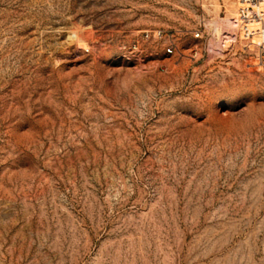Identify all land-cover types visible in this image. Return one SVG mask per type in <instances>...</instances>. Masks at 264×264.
<instances>
[{"label": "rangeland", "instance_id": "obj_1", "mask_svg": "<svg viewBox=\"0 0 264 264\" xmlns=\"http://www.w3.org/2000/svg\"><path fill=\"white\" fill-rule=\"evenodd\" d=\"M254 8L0 0V264H264Z\"/></svg>", "mask_w": 264, "mask_h": 264}, {"label": "bare ground", "instance_id": "obj_2", "mask_svg": "<svg viewBox=\"0 0 264 264\" xmlns=\"http://www.w3.org/2000/svg\"><path fill=\"white\" fill-rule=\"evenodd\" d=\"M243 1H244V4L251 3V4L255 5L254 11L257 12L256 13L257 17H254V20L263 24V21L260 19L259 14H258L260 2L255 3L253 0H243ZM236 16H237V19L235 18L236 20L234 22H232L228 18H226V19L219 18L216 20L213 19V21L211 20L212 22H210V25L214 29L215 34L217 36L216 41L212 40L208 44V46H209L208 48H209L211 53L217 55L215 53V49L218 50L219 46H222L223 44H227L231 40L229 37H224V34H226V33L228 35L233 34L237 29H239V26L243 23V21H242V16H243L242 7H238V12H237ZM251 22H253V21L251 20Z\"/></svg>", "mask_w": 264, "mask_h": 264}, {"label": "built area", "instance_id": "obj_3", "mask_svg": "<svg viewBox=\"0 0 264 264\" xmlns=\"http://www.w3.org/2000/svg\"><path fill=\"white\" fill-rule=\"evenodd\" d=\"M255 3L256 2H262V0H253ZM261 9H262V6H260L259 7V10H258V14H259V17H260V19L263 21V23H264V14L262 13V11H261ZM256 13L257 12H255L254 10H251L250 11V15H249V17L250 18H253V17H257V15H256ZM260 31V38H263V41H264V28H263V30H259ZM155 37L156 38H159V37H162V33L161 32H158L157 34H155ZM197 37H199V35L197 36ZM172 49L171 48H169L168 49V53L169 54H172Z\"/></svg>", "mask_w": 264, "mask_h": 264}]
</instances>
